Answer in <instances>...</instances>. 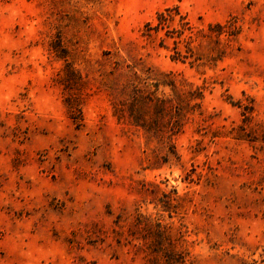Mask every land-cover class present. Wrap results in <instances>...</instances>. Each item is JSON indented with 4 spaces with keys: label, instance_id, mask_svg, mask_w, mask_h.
<instances>
[{
    "label": "rangeland",
    "instance_id": "obj_1",
    "mask_svg": "<svg viewBox=\"0 0 264 264\" xmlns=\"http://www.w3.org/2000/svg\"><path fill=\"white\" fill-rule=\"evenodd\" d=\"M172 79L176 154L114 115ZM157 222L185 264H264V0H0V264L161 262Z\"/></svg>",
    "mask_w": 264,
    "mask_h": 264
},
{
    "label": "trees",
    "instance_id": "obj_2",
    "mask_svg": "<svg viewBox=\"0 0 264 264\" xmlns=\"http://www.w3.org/2000/svg\"><path fill=\"white\" fill-rule=\"evenodd\" d=\"M158 18L159 22L154 26L150 23L147 24V35H151V30L158 31L159 28L168 27L172 15L169 13L166 15L164 12H160ZM216 26L218 28L222 27L221 24H216ZM64 70L66 72L70 70L69 65H66ZM63 83H65L64 80ZM164 83V81H156L154 83L155 90L158 89L160 84ZM168 83L172 87V98L164 99L155 96V91L134 86L128 92L127 99L115 103L114 115L119 120H126L131 125L141 128L148 139L155 138L159 141L167 140L171 149L170 153L176 154L175 147L171 141L174 135L181 132L187 113L193 108V105H198V103L192 105L191 100L197 96H201V92L198 91L195 95L190 91L183 90L176 85L174 79ZM65 87L70 88L67 83H65ZM65 102L69 110L70 118L77 125H81L82 111L80 102L76 96L73 93H69L65 97ZM168 158L169 154H166L164 160L166 161ZM164 196L165 198L160 199V202L163 206L169 208L171 205L170 199L167 195ZM145 225L148 227V223ZM151 235L153 237L150 246L152 248L151 252L159 254L158 258L161 260L160 262L156 257H153L151 260L152 264H185L188 252L185 248H182L183 233L181 231L172 233L160 222H157ZM143 238H147V236Z\"/></svg>",
    "mask_w": 264,
    "mask_h": 264
}]
</instances>
